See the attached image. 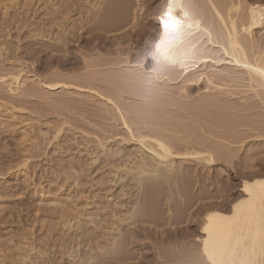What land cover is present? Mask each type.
<instances>
[{
    "label": "rangeland",
    "instance_id": "1",
    "mask_svg": "<svg viewBox=\"0 0 264 264\" xmlns=\"http://www.w3.org/2000/svg\"><path fill=\"white\" fill-rule=\"evenodd\" d=\"M110 1L111 0H0V264H84L83 262L86 261V254H90L92 256L93 249V257H100V261L96 258L95 260H89V262H91L92 264H107L109 258L102 260L103 258L102 256H100V253H97V248L100 246L96 245L101 242L99 243V245H101V247L104 246L103 239L104 232H106V227L108 225L110 226L112 224L111 222L115 220V218H113V221H111V213L118 208L120 209L122 205H125V203L132 202L136 193H138L136 187H134V193V190L132 189V181H129L131 175L129 176V174H125L126 171L124 170V168H129L131 166V168L135 167L139 161L138 158L141 157L143 159L141 158L140 161H143L144 163L147 162V165L151 166V168L150 166L147 168L146 165L147 170L150 171L157 167V165H155L157 161L155 160L154 162V159L152 160L153 157L152 155H150V151L147 150L146 147L140 145L136 141V139L131 138L129 131L122 124V120L117 113V104L118 106H122V104L125 103L122 106L124 109L122 111L125 115L124 117L126 118L127 124L129 125L130 129H133L131 131L134 132V134L136 133L145 135V133H147V130L153 129L151 130L152 132L148 131L149 133H151L150 136L158 135L165 141H167L166 138L168 139V141H170V139L172 138V133H175L173 135L174 141L171 139V142L175 143L171 144L174 147V151H178V153H183L185 152V150H188L186 149L187 146H191V143L193 142V146L196 145L198 149H202L203 146L208 145L209 147V145L212 146L213 144H215L216 147L219 148H222V146L225 145V149L223 150L222 148V151L225 152V155L228 154L227 152H234V157H230L231 159H233L232 161L229 160L230 158L226 160L219 158V160L216 161L218 163L215 162L216 164L214 163L213 165L207 166L203 169V176H205L206 172L211 173V176L209 175V173H206V178H209L210 176L212 178L211 180L214 179L213 181L220 185L219 186L217 184V187L220 190L222 189L223 195H229V198L231 196L230 199L236 198L238 195V187L240 186L239 183H241L240 175L245 173L244 170H248L246 171V173H249V170H254L252 168H256V166L258 167L256 168L257 170L260 168V166H264V161H262L264 160V137H260L259 139L256 137H252L253 134L254 136L257 134V132L255 131L260 129L261 131L264 130V109H261L263 106H261L262 104H259L260 101L256 97H254L253 92L247 89L248 87L245 85L246 76L237 70L225 66L224 64L222 66L214 67L213 70L212 68L209 69V71L213 73L211 81L216 83L213 86H211V84V88L208 87L209 90L204 89V84L200 82V84L192 82L189 84V86L185 87L183 83L178 80V82L173 81L174 83L162 81L159 84V87L160 85L163 86L165 92L167 91L169 95L167 92L165 93L161 87L160 88L163 91L158 88V85L156 87V90L150 89L149 91H143L145 92L143 93V88H140L136 84H132V82H130V78H132L137 73L135 68H133L134 70L132 69V66L134 65V62L137 61L136 57H138L139 53L146 46L147 42L145 41L151 37V34H155V32L152 33V31H155V28L152 24L154 16H151V14L156 13V8L160 0H146L147 3L149 1L151 2L148 4L150 7H152V9L149 8V15L148 13H146L143 17H139L137 21L141 23L149 22L147 24L145 23L147 26V31L137 39V43H134L135 45H137L138 43L140 45L138 44V49L136 51L131 52L129 58H126L125 55L118 56L113 49H110L111 47L109 48V46H111V44L116 41L118 32L112 33V38L111 32H105L101 30L104 29L101 27H105L106 21L109 18L107 13L111 12L112 8L113 11L111 13H115V11H117V8L119 9L121 0H115L116 2L113 1L115 3ZM223 1L224 4H226L225 6L227 7V9L237 6L235 8L237 9V11H235L234 13V11L231 10L232 13L230 12V15L232 14V16H235L234 19L237 22V29L239 30L241 28V23L246 22L248 19L247 8L249 7V4L255 1L264 2V0ZM98 3L101 6L98 5ZM104 6H108V8L105 7L107 11L103 8ZM102 8L106 12H102ZM91 11L94 13H92ZM95 11H97L96 13L98 14H96ZM61 12H63V15L61 14ZM94 14H96L97 16ZM100 15H102L101 17L104 16L102 22L100 20L98 21V19L101 18ZM149 16L152 18H150ZM93 17L98 18H94L96 21L94 20L91 22V19ZM130 17H132V15ZM145 17H147L148 19L146 20ZM238 17H240V21L243 22H240ZM87 19L90 21L87 22ZM97 22L101 23L99 25H102V23L103 25L98 27ZM134 22H136V20H134ZM130 26L128 25L126 27L127 29L129 28V32L125 30V33L128 32V35H124L125 38L127 36L129 37L130 35ZM253 33H255L253 40H250L248 36L246 38V34H243L242 31L240 32L239 36L244 40L246 38L245 42L249 43L250 46L252 45V50L249 53L251 55L257 56L258 58L260 57V59L264 61V55H262V53L264 54V24L258 26L257 29L253 31ZM242 35L244 38L242 37ZM108 36L111 38H108ZM127 38L122 39L125 41L128 40ZM134 40L136 39L134 38ZM143 43L145 44L142 45ZM140 46L143 47L141 48ZM256 49L258 52L256 51ZM110 52H112L113 54L115 53L116 57H114L115 55L113 56V54ZM120 57L126 61H120V63ZM116 62H119V64H116L115 66L114 63ZM124 62L125 64L123 65V67L121 65ZM94 63H96L97 65H94ZM90 64L92 65L90 66ZM86 65H89V67H87ZM117 67H120L121 69H117ZM125 68L128 70H126ZM214 69H216L217 73L214 71ZM118 70L120 71L118 72ZM121 71H123V74ZM103 72H105V74L110 72L112 80L109 77V73L105 75ZM111 72H113L114 76L116 77H114L113 73ZM225 72L227 76H225ZM89 73L97 75L101 74L103 82L101 81L99 84L92 86L91 90H86V88L82 87L81 79L83 76L85 77L86 74ZM219 74H221V76ZM12 75L20 76V82L18 86L13 83L14 81H10ZM67 77L72 79H67ZM223 77L224 80L221 79ZM79 78L81 79L79 80ZM108 79L114 84L111 83ZM233 80H236L237 84ZM239 81L241 82L239 83ZM74 82H79L80 85H76L77 83L74 84ZM230 82L232 83L230 84ZM61 83L65 84V86H63ZM176 83H179V85H181L182 87L178 84L176 85ZM44 84L48 85V87H45ZM110 84H112L113 86L115 85V87ZM221 84H223V86ZM135 85L137 87H135ZM80 86L82 88H80ZM170 86L172 89L170 88ZM183 86L185 87V90L187 88V91L181 89L184 88ZM215 86L217 88L216 90ZM110 88L112 90H110ZM130 88H136L137 90L141 89V92H138L140 93V95H142L143 93V96H145L144 98H146V100H143V97H139L142 100L139 99L138 96L134 95L136 93H133L132 95V97L134 98L129 97L131 96L130 92H134V90H130ZM167 88H170V90H168ZM178 89L180 91L184 90L183 96L185 99L183 98V96H181L183 92L179 91L178 93ZM137 90L135 91L137 92ZM159 90H161L162 95L159 94ZM223 90L225 91L224 94ZM152 91L154 92L149 94V92ZM247 91L249 92L247 93ZM138 92L137 95L139 94ZM163 92L165 93L166 97L162 98L160 97V95L163 96ZM154 93L155 96L160 97L162 105L163 103H165L163 102V100H167L170 102V100L173 99L171 100V102L173 101L174 103L180 100L177 104L180 110H176L178 107L176 106V104H174V107L172 104L173 102L171 103L172 105L170 103L167 104L166 102V105L164 104L165 106H163L165 108H162V105H160V99L157 97L155 98V96L152 95ZM186 93L189 94V96ZM119 94H122V96ZM147 94H149L150 96ZM185 94L187 97H185ZM214 94L217 97L214 96ZM219 94L221 95L219 96ZM204 96H209L207 98L205 97L206 100L209 98V101H211V96L213 98L216 97L215 100L212 98V105L208 101V104L213 107L206 104L207 101H205ZM117 97L121 100L119 101ZM135 97L139 100L135 99ZM149 97H151L152 100H149L151 99ZM153 97L155 98V100ZM201 97L203 99L200 100L202 104L198 101L199 99H201ZM168 98L171 99L168 100ZM186 98H190V102L187 101ZM195 98H197L196 103ZM110 100L113 101L114 105L113 103L109 102ZM135 100L136 102L144 101L145 104L148 103L147 106H150V108L147 106L146 108L145 104L143 105V103L141 102H139L140 104L137 102L138 106L137 108H135L137 105ZM147 100L152 102H150L151 105H149L150 103L147 102ZM133 103L135 106H133ZM128 104H130L131 107L133 106L135 108L134 109L132 107L134 110L137 109V113H139V105L142 104L143 107H140V112H144V110L145 112H147L141 114H146V116H144L146 117L147 121H149V123L145 125V117H141V114H135L136 111L135 113H133L134 110L131 109ZM152 104L157 110L159 109L161 111L153 110ZM204 104L207 106H203ZM172 106L173 108H177L173 109ZM187 106L189 108H193L194 106L195 108H193V110L190 108L189 111V108ZM219 106L222 108H218ZM122 107L119 108L122 109ZM205 107H210V110L207 108L209 113H207V115V110ZM225 107L227 108V110H225L226 112L223 111ZM142 108L145 109L142 110ZM148 108L150 111L152 109L151 113ZM162 109L166 111V113L162 112ZM217 109H221L220 111L222 112ZM185 110H188L189 112H191L192 110L191 113H193V115L188 111L187 114ZM214 110H216V113H214ZM193 111L197 112L198 115ZM210 111L213 113L211 114ZM164 113L165 115L167 114L168 117H164ZM185 113L187 115L186 118H184L186 116ZM134 114L136 116H134ZM169 114L171 117L169 116ZM190 114L192 115V117L190 116ZM194 114L198 116L196 117L198 119L193 118L195 116ZM132 115L135 117V119L137 115L138 118L140 116V119L143 118V122H140L142 120H139L137 118V120L139 121L137 122L136 120V124L134 122L135 119L133 120L134 117ZM155 116L157 117V119L159 118V122L160 118L162 119V124H165L164 121L168 118V121L166 120V126H171L169 132V127L163 128V125L161 126L159 122H155V124L157 123V125L155 126V124L153 123V121L155 120ZM229 118L231 120H227ZM130 119L133 120L134 123L132 121H129ZM138 123L142 124H139L140 126H138ZM151 123L154 124V128H150V126H152ZM174 123L175 126L178 123V127H176V130L180 129L178 132L174 131ZM135 124L138 128L143 125L144 128L142 127L140 129H145L146 131L144 133V130L142 131L139 129L137 131L138 128H136ZM259 124L262 128L258 126V129L257 125ZM250 125L255 126L254 128L252 127V129L250 128ZM145 126L149 127L147 128ZM157 127L162 128V134H158V132H160L161 130ZM165 128L168 130H166ZM163 129L166 130V133H164ZM225 129L228 131H226ZM185 130L187 131L185 132ZM186 133L188 134V136L185 135ZM192 133L196 134H194L195 137L194 135H192ZM136 134L134 136H136ZM175 135L177 138H175ZM197 135L198 137H196ZM168 136H170L171 138H169ZM227 136H230L229 138H231L230 140L228 138L229 141L226 140ZM186 137L188 139H186ZM178 138L180 140L183 139L181 140L182 142L186 139L185 141L187 142L184 141L185 143L183 142L184 145L182 143V146L181 141ZM204 139H208V143L211 141L213 144L206 143V140ZM236 140L240 141L237 142ZM229 142H232L231 145H229ZM236 142L238 143V145L236 144ZM226 144L229 145L228 148H226ZM231 147L234 148L235 151H233ZM116 152L119 153L117 154ZM229 155L230 154L226 156L229 157ZM148 156H151L152 158ZM95 157L97 161H94ZM259 158L261 159V161ZM183 159H187L182 162L183 167L185 166L193 168L197 167V165L200 167L198 163L199 161H197V164L195 160H191L190 158H177L175 160L178 162ZM255 159L257 161L259 159L260 162H254ZM129 160L133 164L130 163ZM122 161L125 162L123 163ZM187 163L189 165H187ZM116 164H118V166ZM239 164L241 165L239 166L241 169L244 166L246 167V169H242L241 172L240 168L238 167ZM246 164H248L249 167H247ZM117 167H120L119 170H115ZM236 168L239 170H237ZM113 174L119 176L127 175L124 184L120 186L118 182L115 183ZM238 175L240 176L239 178L237 177ZM226 178L228 184L225 185ZM126 180L131 183H129L130 187L128 181ZM174 183L176 184V187L173 188V190L169 189L168 192L174 193L177 187H179V191L182 189L183 185L181 186V184H183V182L180 184V180H175ZM177 183H179L180 186H178L179 184ZM224 186H229L227 188L228 193H226V188H224ZM155 187L156 186H154V188ZM157 187L156 190L152 187L153 190L151 188V192H148L149 196L151 197H148V195L144 197L145 199L147 197V202L145 201L143 203L142 200L140 202L142 205L145 204L146 206V204L152 201L150 205L146 206L147 208H150L153 206V199H155V207L153 206L155 209L152 207L153 209L150 208V210H152L153 212L156 211V213L158 211V217L163 218L162 212L165 209H163V201H161L162 199L158 195L160 189L162 190L161 192H163V188L162 186L160 188ZM121 190L123 191L121 192ZM223 190H225V192ZM181 192L182 191H180L179 193ZM123 193H125V197L123 196ZM153 193L155 195H153ZM177 193L175 194L177 195ZM158 197H160V201L156 202V200L158 201ZM148 199H150L151 201ZM176 201L177 200H175V202ZM121 202L123 204H121ZM159 204L162 205V207H158ZM159 211L162 214H160ZM108 213L110 215H108ZM147 214L149 215V213ZM147 225L148 224H146L145 226L144 224V226L148 228L147 231L150 232L149 238L144 239L142 235L138 237L137 240L139 241V244L142 243L145 248L142 247L141 251L134 249V256L136 257L135 259H130L129 261L125 260L126 262H123V260L110 258L109 262H113L112 264H114L115 260L117 261V263L115 262L116 264H135L136 262V264H138L139 262V264H148V261L149 264H152L156 262V251H160L162 248H165V246L160 243L161 241L159 239V234H156L157 231L153 232L152 227L150 225ZM149 228H151L152 230ZM196 229V226H193L189 229L191 230L192 234L189 239L195 240L194 237L195 235H197V233L195 234L194 230ZM156 236L158 237V239ZM74 238L77 239V241H75ZM156 243L162 244V246L159 244V246H161V249H157L159 248V246ZM76 244L78 248L79 246L81 247L79 248L80 251L76 249ZM153 248H155L156 250L154 249V251ZM163 250L164 249H162V251ZM78 251L80 253L82 252L81 255ZM100 251L98 250V252ZM71 252H73L74 254ZM122 252L123 253L121 254V256L129 257L130 253L126 250V247L125 250H122ZM84 253L85 256L83 257ZM124 253H126V255ZM153 255L155 256L154 258ZM76 257V261L79 263L73 261ZM141 257L143 260H141Z\"/></svg>",
    "mask_w": 264,
    "mask_h": 264
},
{
    "label": "bare ground",
    "instance_id": "2",
    "mask_svg": "<svg viewBox=\"0 0 264 264\" xmlns=\"http://www.w3.org/2000/svg\"><path fill=\"white\" fill-rule=\"evenodd\" d=\"M113 1H115V0H111L110 2H113ZM147 1L146 0H134V2H133V0H121L120 1L119 9L117 8V11H115V13L113 12L114 14L111 13L113 11V8H112V11L111 12H108L109 14L107 13V15H108L109 18L106 21V24L104 23L105 24V27H101V28H104V29H101V30H103L105 32H111V37L112 38H113V36H112L113 34L112 33L118 32V34L116 36L117 37L116 41L114 43L111 42L113 44H111V46H109V48L111 47L110 48L111 50L113 49L114 52H116V55H118V56H120V55L121 56L122 55L124 56L125 55L126 58H129L131 52H134V51H136L138 49V44L139 43L137 45H135L134 43H137V39L142 34H144L147 31L146 24L149 23V22H147V23L146 22L141 23V22L137 21V19L139 17H143L146 13H148L149 8L152 9V7H150L149 4H148V3H151V2L149 1L147 3ZM151 1H154V0H151ZM252 1H254V0H252ZM115 2H113V3H115ZM118 2H117V5H118ZM166 2H167V0H160V2L157 5V8H156V13H154V12H153L154 14H151L150 13L151 16H154V19L152 20V24H153V27L155 28V31H152V33L155 32V34H151V37L148 36L150 38H148V40L145 41V42H147L146 46L149 44L150 41H153L156 38H158V35H159V19H158V17H159V14H160V10L162 9V6L165 5ZM182 2L183 3H188V4H191L192 5V7L189 9L190 20L188 22L191 23L193 26L191 28L185 27L184 33H183V35L181 37L182 43L178 44L173 49V56L177 59L178 63H176L174 65H170L167 68H164L161 71V73H160V77L161 78L159 80H152L151 83H149V76H150L149 72L145 68H142L139 65H137V62H134V65L132 66V69L135 68V70L137 71V73L132 78H130V82H132V84L133 83L136 84L140 88H143L144 90H142V92L143 91H146V90L149 91L150 89L151 90H156L157 85H158V88L161 87L164 90V92H165V89H164L163 86L160 85V87H159V84L162 81H165V82L168 81V82L174 83L173 81H177L178 82V80L180 82H182L185 87L189 86V84L192 83V82H195V83H199L200 82V83H203L204 84L205 87L202 86V87H204V89L209 90L208 87L211 88L210 87L211 84H212L211 86H213V85L216 84L213 81H211L213 73L211 71H209V69L212 68V70H213L214 67L222 66V65L225 64V66L230 67L231 69L237 70V71L243 73L246 76V78H245L246 84L245 85L248 87V88L247 87L246 88L248 90H250L251 92H253L254 97H256L260 101L259 104H262L261 106L264 107V61L262 59H260V57L258 58L255 55H251L249 52L252 50V47H251L252 45L250 46L249 43H246L245 42L247 36L250 38V40H253V38L255 36V33H253V31L255 29H257L258 26L264 24V2H262V1L261 2L255 1V2H252V3L250 2L251 4H249V7L247 8V12H248L247 13L248 14L247 16H248V19H247L246 22L241 23V28L239 27L240 30L243 32V34H246L245 40L242 39V38H240V36H239L241 31L239 29H237V22L234 19L235 16H232V14L230 15L231 10H233L234 13H235V11H237V9H235L237 6L227 9V7L225 6L226 4H224V1L223 0H182ZM99 3H98V5L101 4V3L100 4ZM104 3H106V2H104ZM104 5H107V4H104ZM111 5H113V4H111ZM72 6H73V4H72ZM102 6H103V4H102ZM105 7L108 8V6H104L103 8L106 9ZM103 8H102V10H103ZM106 11H107V9H106ZM106 11L103 10L102 12H106ZM96 12L97 11H95V13ZM92 13H94V12H92ZM61 14L63 15V12H61ZM96 14H98V13H96ZM96 14H94V15H96ZM177 14L178 15H182L179 12V9H177ZM131 15H132V17H130ZM148 15H149V13H148ZM101 16L102 15H100V17ZM94 18L95 17H93L91 19V22L94 21L98 17H96L95 19ZM101 18H102V20H101ZM101 18L98 19V21L100 20L102 22L104 16L101 17ZM145 18H146V20L148 19L147 17H145ZM150 18H152V17H150ZM238 18H239V21H240V17H238ZM134 20H136V22H134ZM89 21L90 20H88L87 22H89ZM240 22H243V21H240ZM97 23H98V27H100V26L103 25V23H102V25H99V24H101L99 22H97ZM128 25L129 26L131 25L130 26L131 27L130 28L131 29V32H130V35H129L130 38L127 36L128 38L127 37L126 38L128 40H125L124 41L122 38L126 39L124 35H128L127 33L129 32L128 31L129 28L128 29L126 28ZM135 26H137V27H135ZM125 30L128 31V32L125 33L126 32ZM108 34H110V33H108ZM152 35H154V36H152ZM104 37H106V36H104ZM111 37L108 36V38H111ZM242 37H243V35H242ZM134 38L136 40H134ZM109 41H110V39H109ZM58 43H60V42H58ZM107 43H109V42H107ZM144 44L145 43H143L142 45H144ZM108 45H110V44H108ZM108 45H107V47H108ZM105 46H106V44H105ZM140 47L142 48L143 46H140ZM145 47L143 48V50L145 49ZM143 50L139 53L138 56L142 55ZM256 51H257V49H256ZM112 52H110V53H112ZM104 54H107V53H104ZM114 55H115V53L113 54V56ZM116 55L114 57H116ZM262 55H264V54L262 53ZM120 59H119V62L120 61L121 62L122 61H126V60L122 59L121 57H120ZM119 62L114 63L115 66H116V64H119ZM181 63H183L185 65L184 68L181 67ZM124 64H125V62L122 65L121 64L120 65L123 66ZM129 64H130V62H129ZM91 65L92 64H90V66ZM94 65H97V64L94 63ZM87 67H89V65ZM120 67H117V69L120 68ZM125 69H124V71H125ZM126 70H128V69H126ZM119 71L120 70H118V72ZM214 71L217 73L216 69H214ZM121 72L123 74V71H121ZM239 72H238V74H239ZM103 73L105 74V72H103ZM108 73H109V77L111 79L112 76H110V72H108ZM108 73H106L105 75H107ZM111 73H113V72H111ZM218 73H219V71H218ZM228 73H230V72H228ZM115 74H116V71H115ZM219 75L221 76V74H219ZM102 76H103V74H102ZM113 76H114V73H113ZM225 76H227L226 75V72H225ZM106 77H108V76H106ZM114 77H116V76H114ZM217 77H218V74H217ZM224 77L221 78V79L224 80ZM8 79H9V77H8ZM67 79H70L71 80L72 78H68L67 77ZM80 79L81 78H79V80ZM234 79H236V78H234ZM10 81H14L13 83H15L16 86H18L19 85V82H20V76L19 75L18 76H13L12 75L11 78H10ZM76 81H77V79H76ZM101 81H102L101 74L100 75L99 74L97 75V74L89 73V74H86L85 77L84 76L82 77L81 84H82V87L83 88H86V90H91L92 86H94L96 84H99ZM225 81H228V80H225ZM233 81H235V83H236V80H233ZM165 82H163V83H165ZM240 82L241 81H239V83ZM76 83L74 82V84L80 85L79 82H76ZM111 83H113V82H111ZM182 83H180V84H182ZM231 83L232 82H230V84ZM129 84H131V83H129ZM177 84L179 85V83H176V85ZM62 85L65 86V84H62ZM110 85H112V84H110ZM136 85H135V87H137ZM163 85H165V84H163ZM195 85H197V84H195ZM221 85L223 86V84H221ZM44 86L45 87H48V85H46V84H44ZM179 86H181V85H179ZM82 87L80 86V88H82ZM113 87H115V85ZM185 87L184 88H181V89H184L185 90ZM217 87H218V85H217ZM170 88H171V86H170ZM170 88H167V89L170 90ZM197 88H199V87H197ZM131 89L134 90V92L131 91L130 92V95L131 96H129V97H132L133 93H136L134 95L138 96V98L139 97H143V98L145 97V96H143V93H145V92H143L142 95H140L139 92H141L140 91L141 89L137 90L136 88H134V89L133 88H130V90ZM216 89L217 88L215 86V90ZM218 89H219V87H218ZM110 90H112V89L110 88ZM135 90H137V92L139 91L138 92L139 93L138 95H137V92ZM161 90H159L160 91L159 94H161ZM184 90L183 91L181 90L183 92V94L181 96L184 95ZM129 91H128V93H129ZM173 91H174V88H173ZM176 91H177V88H176ZM179 91L180 90L178 89V93H179ZM185 91H187V88H186ZM114 92H115V90H114ZM153 92L154 91L149 92V94H151ZM248 92L249 91H247V93ZM165 93L163 94V96H161L162 95L161 94L160 97H162V98L163 97H166L165 96ZM224 93H225V91L223 92V94ZM149 94H147V95H149ZM186 94H185V97H187ZM108 95H110V94H108ZM115 95H117V94H115ZM119 95L122 96V94H119ZM152 95L155 96V93L152 94ZM168 95H169V93H168ZM187 95L189 96V94H187ZM202 95H204V94H202ZM220 95L221 94H219V96ZM214 96H216V95L214 94ZM156 97L157 96H155V98ZM160 97H157V98L160 99ZM167 97H170V96H167ZM197 97H199V96H197ZM202 97H201V99L198 100L199 103H201L200 100H203ZM205 97L206 96H204V98ZM207 97H209V96H207ZM216 97L213 98L211 96L210 97L211 98V101H213L212 98L215 100ZM132 98H134V97H132ZM138 98L135 97V99H138ZM149 98H151V97H149ZM155 98H154V100H155ZM183 98H184V96H183ZM206 98H205V101H207V103L206 102L205 103L208 104L209 98L207 100H206ZM139 99H141V98H139ZM170 99L171 98H168V100H170ZM189 99L190 98H188V99L186 98L187 101H189ZM196 99L197 98H195V103H196ZM120 100L121 99H119V101ZM143 100H146V98H144ZM149 100H152V98L149 99ZM171 100H173V99H171ZM171 100H170V102L167 101V100L166 101L163 100V102H165V103L167 102V104L168 103L171 104L173 102V101L171 102ZM157 101H158V99H157ZM179 101L180 100H178L176 103L173 102L172 103L173 106L175 107L174 104H176V106L179 108V106L177 105ZM211 101H209L210 104L212 103ZM109 102L113 103L112 100H110ZM135 102H136V100H135ZM137 102L139 103L141 101H137ZM137 102H136V104H137ZM147 102L150 103L151 101H148L147 100ZM160 102H161L160 105H162L161 99H160ZM182 102H184V101H182ZM141 103H143V105L145 104L144 101L141 102ZM151 103L149 105H151ZM165 103H163L162 108H165V107H163V106L166 105ZM124 104L125 103H123L122 106ZM147 104L148 103L145 104V107L147 106ZM210 104H208V105H210ZM113 105H114V103H113ZM128 105L130 106V104H128ZM143 105L141 104L139 106L140 107H143ZM122 106L121 105L118 106V104L116 106L117 113H118L120 119L122 120V124L129 131L131 138L136 139V141L140 145H142L143 147H146V149L150 151V155H152L153 158L151 156H148V157L152 158V160L154 159V162H155V160L157 161V163L155 164V165H157V167L156 168L153 167L154 169H152L150 171L147 170V168L150 165L148 166L147 165L148 164L147 162L144 163L143 161H140V159L142 158L141 157V158H138L140 162L138 161V163L136 164L135 167L131 168L132 167L131 166L129 168L128 167H125L124 168V170L126 171L125 174H129V176L131 175L129 181L130 182L132 181V184H133V188L132 189L134 190L135 189L134 187H136V190L138 191V193H136V195L133 198V200L131 199L132 197L130 196L131 197L130 199L132 200V202H130V199H129V202L130 203H125V205H122L120 209L117 207L118 209L114 210L113 212L111 210V212H112V213L110 212L111 215L108 213V215L111 216L110 218H112L111 221H113V218H115V220L113 222H111L112 224L109 223V224H111L110 226L108 225L106 227V232H104V239H103L104 240V246L102 245L103 247H101V245H99V243H101V242H99L96 245V246H100L97 249L99 251L100 250L101 251L98 252V250H97V253H100V256H102V258H103L102 260H105L106 258H109V259L110 258L111 259H115L116 258L117 260H123V262H124L125 260H128L129 261L130 259H132V260L135 259L136 257L134 256V252H135L134 249L141 251L142 247H144V245L141 243V241H140L141 244H139V241L137 240L138 237L142 235L144 239H148L149 238L150 232H148L147 231L148 228L145 227L146 224H148L147 226L150 225L152 227V229H153V232L154 231L155 232L157 231L156 234H159V237H160L159 239L161 241L160 243H162L165 246V248H162V249H164L162 251V249H161L162 244L159 243L161 245V246H159V244H157L158 242L156 243L159 246V248H157L158 246L156 248L158 250L159 249H161V250L160 251H156V254H155L156 255V259H155L156 262H154L155 261L154 260L153 261L154 263L151 262L152 264H180V262L182 261V259H183L184 254H185L186 251L191 250V249H198L199 251L202 252L203 251V248H204V244H205L206 241H208L210 243H216L222 249L223 248H227L230 251H235L238 254V256H240V257H243L246 253H250L252 251L253 247L255 246L256 253H257V264H259V260H260V255L259 254H260L261 239H260V236L258 235V229L261 227L262 224H264V166L263 165L260 166V168L258 170L256 169V168H258L256 166V168H252L254 170L251 171V169H250L249 170V173H246V171H248V170H244V168L246 169L245 166L242 167V169L245 171V173L242 174V175H240L241 177L239 175L237 176L238 178L240 177V182H241V183H239L240 186L239 187L237 186L239 190L236 188L238 190V193H237L238 195H237L236 198L230 199L231 196L229 198L228 197L229 195H223L222 189L220 190L217 187V184L218 183H215L213 181L214 179L211 180L212 179L210 177L211 176L210 175L211 173L206 172L204 170L207 174L209 173L210 176L208 175L209 178H206V173H205V176H203L204 175L203 169L205 167H207V166L213 165L216 161L219 160V158H222V159H225L226 160V159H229L230 157L231 158L234 157V152L233 153H232V151H231V153L230 152H227L228 154H230L229 157H228V156H226L228 154L225 155V152L222 151V148H223V150L225 149L224 148L225 145L222 144L223 146H222V148L220 147L221 148L220 149L219 147H216V145L213 144L211 141L208 143V141H207L208 139L207 140L204 139V140H206V143H208V144H211L212 143L213 144L212 145L213 147L211 145H209V147H208V145L206 144L207 146H203L202 149H198L196 145L193 146V144H194V142H193V143H191L192 144L191 146H189V147L187 146L186 149H188V150H185V152H183V153L182 152L181 153H178V151L177 152L174 151V147L172 145L175 142H171L173 140V137H174L173 135L175 133L174 134L172 133V136H171L172 138L170 136H168L169 138L172 139V140L170 139V141H168L167 138H166L167 141H165L164 139L160 138L158 135L150 136L151 133H149V132L151 130H153V129H150V128L153 127V125L155 124V122H159V118L157 119V117H156L157 115L154 118L155 120L153 119L154 120L153 121L154 124L151 123L152 126H150V124H149V126H150L149 129L150 130H147L146 131L145 129H140V128L143 127V125H141V127H139V128L136 126L137 123L135 121L137 120L138 115L141 114V113H144L145 110H144V112H142V111L140 112L141 109L139 107V109H138L139 110V113H137V111H136L137 109L136 110H134V109L137 108L138 104L134 108L133 106H135V105L133 103V106L132 107L134 109L131 106L130 107H131V109L134 110V112L133 111H131V112L135 113V111H136L135 114H138L137 117H136V119L134 117L136 115L135 114H134V116L132 115L134 117L133 120L135 119L134 120V122L136 123L135 126H136V128H138L137 131L139 129L142 130V131L144 130L143 133L146 131L147 133H145V135L148 134V135L145 136L144 134L141 135V134H136L135 133L136 136H134L135 135L134 132L131 131L133 129L132 128L130 129L129 125L127 124L126 118L124 117L125 115H124V113L122 111L124 109H123ZM173 106H172V108H173ZM203 106H207V105L204 104ZM220 106L218 108H222ZM261 106H260V108H261ZM119 107H122V109H120ZM147 107L150 108V106H147ZM211 107H213V106H211ZM245 107H246V105H245ZM263 107L261 109H264ZM149 108H148V110H149ZM152 108H153V110L161 111L159 109L157 110L154 105H153ZM176 108H173V109H176ZM178 108L176 110H180V108L179 109ZM190 108H189V111H190ZM193 108H195V107L193 106ZM193 108H191V109L193 110ZM207 108L210 110V107H207ZM207 108H206V110H207ZM225 108H224L223 111L227 110V108L226 109ZM143 109H145V108H142V110ZM200 109H201V106H200ZM192 110H191V112H192ZM217 110H219V109H217ZM250 110H252V109H250ZM151 111H152V109H151ZM151 111H150V113H151ZM185 111L187 113L188 110H185ZM248 111H249V109H248ZM162 112H165L166 113V111H164V110ZM191 112H189V113H191ZM193 112H195V111H193ZM199 112H200V110H199ZM220 112H222V111H220ZM145 113H147V112H145ZM165 113L163 114L164 117L167 116V114L165 115ZM186 113H185V115H186ZM195 113H197V112H195ZM207 113H208V110L206 112V115H207ZM212 113L213 112H211V114ZM214 113H216V110H214ZM191 114L193 115V113H191ZM191 114H190V116L192 117ZM199 114H201V113H199ZM141 115H142L141 117H143V118L146 116V114H141ZM149 115H151V114H149ZM194 115L195 116L193 118L198 117L197 116L198 113H197V115L196 114H194ZM169 116H170V114H169ZM215 116H216V114H215ZM231 116H233V115H231ZM186 117H187V115L184 118H186ZM203 117H205V116H203ZM143 118L140 119V116H139L138 119L139 120H142L140 122H143ZM144 119H146V117ZM196 119H198V118H196ZM133 120L130 119L129 121H132L133 122ZM139 120H137V122ZM166 120L168 121V118ZM166 120L164 121L165 124L164 123L162 124L161 122H163V121L160 118L159 124H161V126L163 125L162 126L163 128L164 127H166V128L169 127V130L165 128L169 132L170 129H171V126H166V123H167ZM225 120H222V121H225ZM227 120H231V119L229 118ZM132 122H130V123H132ZM145 122H146L145 125H147V123H149V121H147V119H146ZM178 122H180V121H178ZM237 122H236V124H237ZM175 123H174V127H175V130L174 131L178 132L180 129L178 128L179 130H176L177 129L176 127H178V123H177L176 126H175ZM139 124H142V123H138V126H140ZM225 124H226V122H225ZM156 125H157V123L155 124V126ZM182 126H183V124H182ZM254 126H251L250 125V128H252V127L254 128ZM258 126H260V124L257 125V127ZM145 127H147V126H145ZM159 127H157V128H159ZM260 128H262V127L260 126ZM159 129L161 130L162 128H159ZM165 129H163L164 130V133H166L165 132L166 131ZM258 129H259V127H258ZM186 131L187 130H185V132ZM226 131H228V130H226ZM157 132H158V130H157ZM161 132L163 133V131L161 130L160 132H158V134L161 133ZM255 132H257V134L255 136L253 134L252 137H256L258 139L260 137H264V130L261 131V129H260V130H257ZM194 134L192 133V135H194ZM185 135L188 136L187 133ZM195 135H194V137H195ZM214 135H216V134H214ZM234 135H235V133H234ZM250 135H252V134H250ZM181 136H182V134H181ZM196 137H198V135ZM229 137L230 136H227V139H226L227 141H229L231 139ZM175 138H177L176 135H175ZM228 138H229V140H228ZM186 139H188V138L186 137ZM220 139H222V138H220ZM181 140H183V139H181ZM238 141H240V140H238ZM183 142L181 141V145H182ZM185 142H187V141H185ZM237 142H236V144L238 145ZM184 143H183V145H184ZM229 143H230L229 145H231L232 142H229ZM214 145H215V147H214ZM229 145L226 144V148H228ZM233 145H234V143H233ZM165 149L167 151H165ZM232 149H233V151H235L234 148H232ZM227 151H228V149H227ZM116 153L118 154L119 152H116ZM232 154H233V156H232ZM112 156H114V155H112ZM115 156H117V155H115ZM226 157H228V158H226ZM177 158L178 159H180V158H190L191 160H195L196 163H197V161H199L198 163H199L200 167L198 165H197V167H199V168H197V167L189 168V167H185V166L183 167L182 166V162H184L187 159H183V160L177 162L175 160ZM231 158L229 160L232 161L233 159H231ZM259 159H258V161H259ZM122 160H123V158H122ZM94 161H97L96 157L94 158ZM133 161H134V159H133ZM220 161H221V159H220ZM220 161H219V163H220ZM255 161L258 163V161L256 159L254 160V162ZM260 161H261V159H260ZM262 161H264V160H262ZM129 162H130V160H129ZM250 162H248V163H250ZM252 162H253V160H252ZM130 163H132V162H130ZM168 163H170V164H168ZM196 163H195V166H196ZM216 163H218V162H216ZM227 164H229V163H227ZM110 165H112V164H110ZM116 165L118 166V164H116ZM146 165H147V168H146ZM187 165H189V164L187 163ZM246 165H247V167H249L248 164H246ZM239 166H241V165L239 164L238 167ZM119 168L117 167L115 170H119ZM150 168H151V166H150ZM242 169L240 168V171L241 172H242ZM237 170H239V169H237ZM126 176L114 175L113 177L115 179V183L118 182L120 184V186H121V185L124 184ZM114 179H112V180H114ZM175 180L176 181L180 180V184L183 182V184H181V186L183 185L182 189L180 190V191H182L181 193H179L180 192L178 190L179 187H177V189L175 190L176 192L174 191V193L168 192L169 189L170 190H173V188L176 187L175 186L176 184L174 183ZM226 180H227V178L225 179V181ZM126 181H128V180H126ZM129 181H128V184L130 183ZM172 181H173V184H172ZM225 181H224V183H225ZM130 184H129V187H130ZM177 184H179V183H177ZM180 184L178 186H180ZM226 184H228L227 181H226L225 185ZM154 186H156V187L157 186H160V187L162 186V188H163V192H161L162 190L160 189V192L158 194L161 197V199H162L161 201H163V207H164L163 209H165L162 212L163 213V218H159L158 217V215H159L158 211L156 213V211L153 212L152 210H150V208H152L155 205L154 204V202H155L154 200L155 199H153V203H152L153 206L150 207V208H147L146 207L147 205H150L151 204L152 201L150 199H148V200H150L151 202H149L148 204H146V206H145V204H143L144 205L143 206L141 204V202H140L141 200H142L143 203L146 201L147 197H146V199L144 198L146 195H148V197H151V196H149L148 192L150 193L151 192L150 191L151 188L152 187L154 188ZM156 187L154 188L155 190H156ZM160 187H157V188H160ZM228 187L229 186H227V187L224 186V188H226V193H228L227 192V188ZM153 188H152V190H153ZM122 191L123 190H121V192ZM223 191L225 192V190H223ZM130 192H132V191H130ZM152 192H155V191H152ZM134 193H135V190H134ZM175 193H177V195ZM124 195H125V193H123V196ZM153 195H155V194L153 193ZM118 196H119V194H118ZM120 196H122V195H120ZM160 197H158V201L156 200V202H159L160 201L159 200ZM175 200H177V201L175 202ZM121 204H123V203L121 202ZM160 204L158 205V207H160V206L162 207V205H160ZM157 208H156V210H157ZM159 209H161V208H159ZM147 213H149V215ZM162 213L160 212V214H162ZM103 221H105V220H103ZM106 223H107V221H106ZM92 224H93V222H92ZM144 224H145V226H144ZM102 226H103V223H102ZM193 226H196L197 227V229L194 230L195 231V234L197 233V235H195V237H194L195 240L189 239L190 236L192 235L191 234V230H189V229L191 227H193ZM104 229H105V227H104ZM149 229H151V228H149ZM157 239H158V237H157ZM75 241H77V239H75ZM76 243H78V242H76ZM75 246L77 247V244ZM125 247H126V250L130 253L129 257L128 256H121V254L123 253L122 250H125ZM79 248H81V247L79 246ZM79 248L77 247L76 249H78L80 251ZM154 249L155 248H153V250ZM93 251H94V249H93ZM93 251H92V256L90 254H86L87 255L85 257L86 258V261L83 262L81 260L84 264H90L91 262H89V260H93V259L95 260L96 258L99 260L100 257L99 258L98 257H93L94 256ZM73 252H71V253H73ZM81 253L79 252L80 255H81ZM124 254L126 255V253H124ZM75 256H78V255H75ZM84 256H85V253H84L83 257ZM139 257H137V258H139ZM154 257L155 256L153 255V258ZM76 259H77V257L74 258L73 261L77 262ZM109 259L107 261V264H112L113 262L112 263L109 262ZM141 260H143L142 257H141ZM112 261H114V260H112ZM115 262L117 263L116 260H115ZM115 262H114V264H116ZM77 263H79V262H77ZM93 263H94V261H93ZM94 264H96V263H94ZM123 264H125V263H123ZM131 264H133V263H131ZM148 264H149V261H148Z\"/></svg>",
    "mask_w": 264,
    "mask_h": 264
},
{
    "label": "snow or ice",
    "instance_id": "3",
    "mask_svg": "<svg viewBox=\"0 0 264 264\" xmlns=\"http://www.w3.org/2000/svg\"><path fill=\"white\" fill-rule=\"evenodd\" d=\"M191 7V4L183 3L182 0H167L162 6L158 17V38L149 42L136 61L137 65L149 72V83L159 80L164 68L178 63L173 56V49L182 43L185 27L193 26L188 22ZM177 9L182 15L177 14ZM181 67L184 68L185 65L181 63ZM258 235L261 239L259 264H264V224L258 229ZM180 264H257V253L254 246L250 253L240 257L235 251L222 249L216 243L206 241L202 252L198 249L186 251Z\"/></svg>",
    "mask_w": 264,
    "mask_h": 264
}]
</instances>
